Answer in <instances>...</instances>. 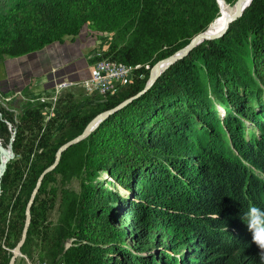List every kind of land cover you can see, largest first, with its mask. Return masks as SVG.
Instances as JSON below:
<instances>
[{"label": "trees", "instance_id": "16d2710c", "mask_svg": "<svg viewBox=\"0 0 264 264\" xmlns=\"http://www.w3.org/2000/svg\"><path fill=\"white\" fill-rule=\"evenodd\" d=\"M218 13L216 0H22L0 15V60L77 36L92 23L115 39L91 63L109 59L134 68L133 81L90 113L67 107L63 125L45 120L43 105L23 107L17 119L0 103L5 148L16 133L15 158L1 180L0 264H9L31 194L59 148L98 114L142 91L153 66L206 31ZM189 56L63 155L56 171L78 154L95 179L107 173L128 193L115 197L90 185L77 227L83 244L65 254V264H104L105 258V264H261L242 215L250 206L264 209V0H252L223 38ZM220 101L229 103L231 116L220 117ZM112 199L122 202L118 214ZM36 204L30 231L43 226L47 212ZM114 220L131 231H119ZM128 235L136 251L124 246Z\"/></svg>", "mask_w": 264, "mask_h": 264}, {"label": "rangeland", "instance_id": "374dc122", "mask_svg": "<svg viewBox=\"0 0 264 264\" xmlns=\"http://www.w3.org/2000/svg\"><path fill=\"white\" fill-rule=\"evenodd\" d=\"M21 1H1L0 15ZM222 5L224 4H220L219 13L212 25L222 15ZM225 6L234 10L232 5L225 3ZM114 39V33L102 32L92 23H88L83 26L77 36H67L62 42L48 45L21 59L4 57L0 60V103L2 107L14 114L17 119L23 107L34 108L40 105L44 107L42 110L45 120L60 119L61 113L72 104L77 107L75 112L90 113L98 108V105L107 101L110 96L102 94L99 90L88 91L86 82L92 76L95 65L91 63V60L103 56ZM150 65L147 63L144 68L149 69ZM133 66L136 67V65ZM138 66L141 67L142 64ZM77 71L82 72L84 76H73ZM88 72H90L89 75ZM126 81L114 86V94L129 85L133 81V76L131 80ZM215 105L221 118L231 116L232 108L227 101L216 102ZM66 120L67 118L60 119V124H65ZM9 128L12 129V125H9ZM247 128H250V125ZM14 133L15 131L12 132L13 135L10 136L7 147L13 143L11 140L14 141ZM60 133L61 128L59 127L55 134L58 137ZM64 134H67L66 129ZM77 156L78 154H69L61 170L56 171L55 169L45 178L36 198V205L47 209L45 220L42 221L43 226H40L38 231L29 230L27 238L30 254L28 256L22 254L16 264H54L53 260L55 264L66 263L65 254L70 249L79 248L80 244H83L77 234V227L84 217L81 201L92 183L98 189L104 188L112 191L115 197L128 195L107 173H101L95 179L94 172L86 169L84 160ZM60 164L61 161L58 167ZM121 204V201L115 202L113 199L109 201V205L117 210V214L121 212L119 209ZM113 224L119 231H131L127 224L121 225L120 220H114ZM126 239L124 246L136 251L137 244L132 237L128 235ZM55 248L60 252L54 256ZM150 253L154 254V251ZM140 254L144 256L142 252ZM102 262L105 264L106 258Z\"/></svg>", "mask_w": 264, "mask_h": 264}, {"label": "water", "instance_id": "95a60500", "mask_svg": "<svg viewBox=\"0 0 264 264\" xmlns=\"http://www.w3.org/2000/svg\"><path fill=\"white\" fill-rule=\"evenodd\" d=\"M218 7H220L221 3H227L225 0H216ZM252 0H236L235 4L232 5L233 8L235 9V14L228 19V21L225 23L223 27V31H220L218 33L212 34L209 31L210 26L212 23L209 25V27L206 29V31L199 33L196 35L191 42L183 47L182 49L178 50L174 54L161 59L158 61L153 68L150 71V76L148 79V82L145 86V88L137 93L135 96L128 98L127 100L123 101L120 103L118 106L107 110L105 112L100 113L97 115L95 118L91 120V122L87 125L85 130L77 136L76 138L68 141L64 145H62L55 157L54 163L46 168L42 174L39 176L37 184L35 189L33 190L31 197L29 199V202L26 207V220H25V226L23 229L22 237L15 249L12 251V257L10 259L9 264H16L17 260L22 257V249L27 241L28 233L31 227L32 223V207L35 204V200L37 198V195L43 185V182L46 178V176L50 173H52L59 165L62 155L71 147L83 142L86 140L92 133H94L98 127L100 126L101 123H103L105 120H107L110 116L114 115L118 111L122 110L123 108L127 107L129 104H131L134 100L140 98L143 96L146 92H148L154 85L155 83L160 79V77L167 71L169 70L172 66L177 64L179 61L184 60L187 58L196 48L201 46L204 42L206 41H215L218 39L223 38L227 32L229 31L231 25H233L235 22H237L239 19H241L245 13V11L249 8L251 5ZM229 4V3H227ZM231 5V4H229ZM15 136V133H14ZM11 142H13L11 140ZM3 155H6L7 158L4 160L3 164L1 165L0 168V195H1V180L6 172L7 165L8 163L15 158V154L12 148V143L5 148L3 144L1 143L0 140V161Z\"/></svg>", "mask_w": 264, "mask_h": 264}, {"label": "built area", "instance_id": "2783aa9c", "mask_svg": "<svg viewBox=\"0 0 264 264\" xmlns=\"http://www.w3.org/2000/svg\"><path fill=\"white\" fill-rule=\"evenodd\" d=\"M133 70L131 66L108 59L97 61L93 67L92 76L86 82V87L90 92L99 90L102 94L112 95L117 83L132 79Z\"/></svg>", "mask_w": 264, "mask_h": 264}, {"label": "clouds", "instance_id": "9594fccd", "mask_svg": "<svg viewBox=\"0 0 264 264\" xmlns=\"http://www.w3.org/2000/svg\"><path fill=\"white\" fill-rule=\"evenodd\" d=\"M249 231L253 234V241L261 249L259 259L264 264V209L250 206L242 215Z\"/></svg>", "mask_w": 264, "mask_h": 264}, {"label": "bare ground", "instance_id": "6f19581e", "mask_svg": "<svg viewBox=\"0 0 264 264\" xmlns=\"http://www.w3.org/2000/svg\"><path fill=\"white\" fill-rule=\"evenodd\" d=\"M223 6V12L222 15L217 19V21L209 28L210 33L215 34L221 31L223 29L225 23L228 21L229 18H231L235 14V9L231 10L230 8H226L225 3ZM7 158L6 155H3L0 161V168L3 164L4 160Z\"/></svg>", "mask_w": 264, "mask_h": 264}, {"label": "crops", "instance_id": "0c3cea01", "mask_svg": "<svg viewBox=\"0 0 264 264\" xmlns=\"http://www.w3.org/2000/svg\"><path fill=\"white\" fill-rule=\"evenodd\" d=\"M21 58H23V57H20V59H21ZM20 59H19V60H20ZM12 74H13V73H12ZM89 74H90V72H88V75H89ZM85 75H86V74H85ZM88 75H87V76H88ZM15 76H17V75H15ZM73 76H84V75H83L82 72H78V71H77V72L74 73ZM82 78H84V77H82Z\"/></svg>", "mask_w": 264, "mask_h": 264}, {"label": "snow or ice", "instance_id": "6c2138e0", "mask_svg": "<svg viewBox=\"0 0 264 264\" xmlns=\"http://www.w3.org/2000/svg\"><path fill=\"white\" fill-rule=\"evenodd\" d=\"M221 31H223V29H221Z\"/></svg>", "mask_w": 264, "mask_h": 264}]
</instances>
